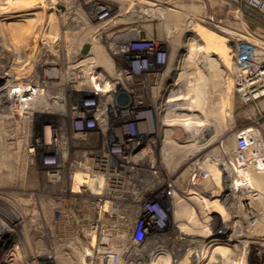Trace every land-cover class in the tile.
Masks as SVG:
<instances>
[{
  "label": "rangeland",
  "instance_id": "rangeland-1",
  "mask_svg": "<svg viewBox=\"0 0 264 264\" xmlns=\"http://www.w3.org/2000/svg\"><path fill=\"white\" fill-rule=\"evenodd\" d=\"M91 1L101 2L107 8L124 2L123 0H0V93L7 94L5 82L12 81L16 72L23 75L27 71L24 64L26 58L30 55L33 46L38 45V42H33L36 37H32V34L35 28H40L46 16L55 19L59 10L68 7L63 16H66L72 25L75 8H89ZM144 1L157 4L161 1L160 6L165 9H169L173 4H177L178 8L190 6L188 15H177L176 28L186 34L177 36V45L189 49L190 53L179 54L181 58H178L176 63L177 79L174 85L177 86V94L182 93L187 97L185 100L187 104L192 103L201 92L202 108L198 106L188 112L200 114L202 120L200 122L193 120L194 128H190L193 132L191 134L190 131H183L186 127L182 129L183 122L174 123L177 136L181 137L177 138L178 145L185 146L183 151L177 147L179 152L175 164L169 163L168 157L171 152L176 154L177 150L172 146L166 151L163 150L165 147L160 144L167 130L162 125L158 126L157 141L153 139L157 145L155 150L157 149L158 152L161 149L156 177L151 174L155 170L151 163L153 149L148 148L147 153L143 157L140 156L143 147H138L137 138L132 144H128L124 150L125 154H111L109 148L89 147L75 141L68 148L70 156L60 158L55 166L50 167L44 165L43 161L42 163L38 161L37 155L31 154L32 156L29 157L33 163L26 171L28 178L26 177L25 185L15 180L4 181L5 178H0V264H95L94 261L102 264V260L105 263L104 259L107 264H113L109 263L106 257L109 252L104 253V257L100 256L103 254L100 248L103 245L100 243L99 233L101 231L104 233L108 225L112 226L116 223L117 228L120 227V223L123 222L116 217L121 214L127 219L129 226L125 222L127 226H124V230L130 237L119 238H127L125 243L128 245L141 242L144 244L143 251L134 250L129 253L128 261L132 263L143 261L138 259L139 253L146 257L158 249L159 251L150 257V262L159 259L164 264H264V173L253 176V185L261 191V194L252 202L253 209H247L249 212L243 207L237 209L229 202L230 200L223 201L217 195L199 192L198 196L194 194L195 197H191L186 194L187 188L195 190L191 185H187L190 164L193 163L194 169H208L212 179L215 176L221 177L222 163L231 157L235 132L264 119L263 116L261 117L264 112L260 114L256 106L244 103L236 95H231L229 86L232 39L243 44L251 37L250 34L264 32V17L247 6L243 0ZM91 10L88 9L89 12ZM123 11L121 9L119 12ZM67 14L72 17H67L69 16ZM138 24H146L150 27H145L146 31L144 30L139 37L129 35L127 39L125 38L129 50L126 54L119 52L124 57L135 48L146 45L152 40L159 39L164 47L168 45L167 36L154 34L151 29L154 26H158V29L167 27L168 24L164 19L156 20L153 16L145 15L131 23V26L139 27ZM81 27L83 28L82 23ZM123 38L113 37L117 42L119 41L113 44V54L117 55L115 53L118 52L117 45L121 46L125 42ZM161 55L163 57V54ZM210 60L215 61L214 65L208 64ZM136 70L135 67L133 70L124 64L111 70L115 82L113 91L122 94V98L119 101L117 99L109 101L112 106L109 108L114 111L115 117L107 123L108 128L114 127L115 120L121 119L118 116L119 109H128L130 113L128 116L131 118L132 114L137 113L136 109L140 105L151 106L156 103V98H153L152 94L153 89L158 86L156 83H159L160 78L162 82L163 78L169 76L167 73L166 77L163 76L167 68H162L158 76L151 75L145 78L137 75ZM185 79L187 85L177 84V81H185ZM179 85H182L180 87L182 90L178 88ZM168 86L161 84V92L163 93ZM181 100L184 102L182 98ZM140 101L141 103H138ZM158 109H166V100L161 99L157 102V111ZM15 119L12 116V98L0 99V130L3 132L2 136L0 134V176H3L2 173L6 172L9 165L13 166L23 161V154L21 156L19 150L12 147V142L21 138L24 129V124ZM155 119L159 121L157 115ZM104 126L100 128L104 129ZM129 126L125 124L116 128L120 132L123 131L122 129L128 132L132 130ZM6 128L8 132H5ZM121 133L114 132L112 136L118 137ZM197 136L198 140L195 142ZM187 139H190L189 142ZM189 143L201 145L193 153L186 155ZM113 149H119V145H114ZM13 150H17L14 155H12ZM47 152L56 151L44 149V153ZM38 153L42 154L43 151L39 149ZM92 158L95 162L92 166L93 173L97 172L100 182L107 184L101 186L102 190L99 189V193H93L89 187H76V181L80 176L74 182L69 181L68 178L72 171L73 173L79 171L80 163L82 165L84 161L91 162ZM106 168L109 170L107 171ZM110 168L114 169V174ZM52 170L59 172L58 180L45 175V172ZM9 178H12V174ZM207 183L209 186L213 185L211 179ZM138 188L142 190L140 194L134 192ZM12 193L17 194L15 199L17 196L30 198L34 203L43 199L51 200L52 198H47L48 194H54L56 197L75 196L79 201L70 207L66 206L68 215L73 210L81 219L84 213L90 212V220L80 221L79 225L87 224L90 230H94L92 226L96 229V237L90 244L91 241L85 238L80 229L82 226L78 228L72 223L75 232L79 233L80 241L93 249L90 250V257L83 255L76 247L73 248V245L67 244L66 236H71L68 230L73 227L69 226L70 222L60 220V215H64L63 209L52 215L54 208L48 206L50 208L48 210L39 202V206L35 204L38 211H26L22 206L12 202ZM201 196L202 200L205 198L203 202L200 201ZM84 198H89L92 202H100L101 206L96 204L85 206L80 202ZM112 207L119 208L120 212L112 213ZM155 210L156 214L152 216ZM234 223L240 225L242 229H240L242 240L238 246L237 242H233L230 238L231 230L238 227ZM201 231L209 234L201 235ZM118 235H121L120 231ZM115 243L121 250L122 248L118 247V240ZM92 255L95 257L90 261ZM118 264H122L121 261Z\"/></svg>",
  "mask_w": 264,
  "mask_h": 264
},
{
  "label": "built area",
  "instance_id": "built-area-1",
  "mask_svg": "<svg viewBox=\"0 0 264 264\" xmlns=\"http://www.w3.org/2000/svg\"><path fill=\"white\" fill-rule=\"evenodd\" d=\"M243 1L247 6L253 8L264 17V0ZM126 2L130 9H134L131 10L133 15L131 14L130 16L132 17L129 20H125V23H133L134 20L138 21L146 15L130 1L127 0ZM67 8L59 10L60 14H63V11L66 12L65 9ZM158 8L165 10L160 5ZM236 10L239 11V9ZM122 13H127V11L118 12L117 15ZM91 14L96 19V22H89L88 27L94 34L108 29L110 22L114 18L110 16L109 8L102 3H97L91 12L87 11L86 18ZM146 16L150 17L152 15ZM153 18H158V16L153 15ZM138 25L139 27H136V33L133 35L136 37L141 36L139 29L150 27L146 24ZM128 27L126 26V28ZM250 36L243 44L238 41L233 44V55L229 66V86L233 95H236L244 103L256 106L261 114L264 112V108L259 107L260 101L264 100V32L261 31L255 33V35L250 34ZM37 37L39 39H37L38 45L35 44L36 46H33L30 55L24 63L27 71L23 75L16 72L14 78H12V116L15 115L22 121L24 124L23 131L29 132L26 141L27 146L36 149V152L29 155H37L41 163L43 161L44 165L50 167L55 166L60 158L70 156L68 148L76 140L80 141L86 138L87 132L84 129L103 130L100 128L103 125H105L104 129H108L107 123L110 120L103 117L102 114L106 113L109 108L107 103L110 101L111 95L117 92L113 91L115 82L111 73L112 68L97 70L94 66L93 57L66 62L68 61L66 58L62 60V56L65 54L61 52L62 44L59 37L46 36L41 33L40 28ZM127 37H124L123 41ZM117 50L118 53L125 52L126 54L129 50L128 42L125 41ZM70 54L73 57L76 56V52L72 48ZM161 54H163V57ZM167 56L166 48L157 39L135 48L128 56L126 55L125 59L128 63L127 67H131L133 70L135 67L137 69L135 73L145 78L151 75H160L161 69L165 67ZM82 68L86 72V79L80 77ZM65 75L67 76L65 77ZM70 76L71 78H69ZM100 76H104V79L101 80ZM120 76L122 77V73ZM87 90L88 92H84ZM69 91L74 92V94L70 96ZM79 92L87 94H80ZM105 95L107 96L103 98ZM97 97L104 100L97 101ZM154 97L159 102L158 95L153 94ZM157 102L151 106L139 104L140 107L136 109L137 113L132 114L133 117H131V119L138 122L135 123L133 120H128L121 125L123 127L125 124H129L130 130H138V135L147 133L146 136H153L151 141H147L145 145H142L143 150L139 154L143 157L147 153L146 150L148 148L153 149V151L151 150V153L153 152L151 163L158 161V165L155 164L156 167L153 171H156L157 168L159 169L160 165L158 160L160 150L158 152L156 151L157 149L155 150L157 145L153 140H156L155 135H157V130L159 129L154 119L157 113ZM138 103H141V101ZM122 110L123 116L129 118V110ZM262 116L264 117V114H261ZM122 130L121 133L117 128L114 129V132L121 133L118 137H115L118 138V142L103 146L111 149V154H125L124 150L128 144H132L135 141L132 136V130H128V132H125L124 129ZM104 138L105 135H103V140ZM105 140L107 139L105 138ZM114 145H119V149H113ZM39 149L43 153L44 149H54L57 153L47 152L39 154ZM94 158H92L93 161L91 162L84 161L85 163L83 162L82 165L80 163L79 171L76 173L72 171L69 175L74 177V174H78L80 178L93 176L100 182L99 174L97 172L93 173L94 170H92V166L95 164ZM75 164L78 163L75 162ZM106 170L108 171L109 168H106ZM110 170L113 171L114 169L110 168ZM45 173L48 178H53L54 180H58L60 177L58 171L52 170ZM257 173H264V119L235 132L231 157L222 163L221 177L214 180L208 169H194L193 163L190 164L187 173V185H191L195 190L187 188L186 194L191 195V197L194 193L198 195L199 192L213 196L217 195L223 201L230 200L229 202L235 205L237 209L243 207L244 210L249 212L247 209L252 208V202L258 199L261 194V191L253 185V176ZM69 175L68 178H70ZM156 175L157 173L154 176L156 177ZM210 179L213 184L211 186L207 183ZM105 185L107 186L106 183L100 182V186ZM92 191L97 193L94 190ZM154 213L156 214V210L152 216ZM140 244L142 247H140V251L136 252L144 250L143 242ZM129 253L123 255L126 262L124 264H143V261H140V263L128 261L130 258ZM100 256L104 257L105 254H100ZM139 258L144 260V256L140 255V253ZM104 260L105 263L102 260L103 264H107L106 259Z\"/></svg>",
  "mask_w": 264,
  "mask_h": 264
},
{
  "label": "bare ground",
  "instance_id": "bare-ground-1",
  "mask_svg": "<svg viewBox=\"0 0 264 264\" xmlns=\"http://www.w3.org/2000/svg\"><path fill=\"white\" fill-rule=\"evenodd\" d=\"M155 4H157V3H155ZM155 16H158V15L156 14ZM36 39L37 38H35V40ZM214 63H215V61L213 62V60L208 61V64L210 66L214 65ZM66 76L67 75H65V77ZM80 77H82L83 79H86V72H85V70H83V68L80 71ZM69 78H71V76ZM100 79L101 80L104 79V76H100ZM5 86L7 87V91L8 92H7V94L6 93L5 94L4 93H0V99H2V98H12V88H9L10 86H12V81H6L5 82ZM181 86L182 85H179L178 88H180ZM171 89H172V87H171ZM2 94H3V96H2ZM178 94H176V95L173 94L166 100V111H167V115H166V120L167 121L166 122L169 123V124L183 122L182 124H184V126H187L188 129H190L192 127L194 128L193 120H195V121L198 120L200 122L202 120V117L198 113H194V112H190L189 113L188 110H190L191 108H194V110H195L198 106L200 108H202L201 92L198 94L197 98L194 99V101H192V103H189V104H187V102L185 101L186 98H187L186 96H184L183 94H179V95ZM181 98L184 100V102L182 100L180 101ZM5 132H8L7 128L5 129ZM0 134H1V136L3 135V132L1 130H0ZM8 134H10V133H8ZM28 134H29V132L24 131V133H23L24 136L23 137H24L25 141H27V135ZM197 140H198V136H197V138H195V142H197ZM200 145L201 144H199V143H196V144L192 143V144L188 145V147H187L188 152L187 151L186 152L189 153V154L191 152L193 153L196 149H198L200 147ZM12 147L13 148L16 147L17 150H19L20 155L23 154V153L26 154V155H23V158H22L23 161H20L19 164L15 163L13 166L9 165V167L6 169V172L2 173L3 176H0V178H5V179H3L4 181H6V180H8V181L15 180V182H18L21 185H25L24 182H25V180H27V178L25 177V172L27 171L28 166H31L32 163H33L31 158L29 157L30 156L29 154L36 152V149H32V148L28 147L27 143H25L24 146L20 145L19 142H18L17 145L12 143ZM24 147H25V149H24ZM177 147L180 148V149L182 148L183 150H185V146H179L178 145ZM25 150H26V153H25ZM163 150L166 151V149H163ZM16 151L13 150L12 151V155H14ZM17 157H19V155ZM168 158L170 159L169 163L174 164L176 162V158L177 157L175 155H173V156L170 155ZM152 164H154L153 165L154 166L153 169H155V164L158 165V161H156L155 163H152ZM156 173H157V171H152L151 174L155 175ZM11 174H12V178H9ZM69 177H70L69 181L74 182V180L76 181V178H78V174L77 175L75 174L74 177H72V175H69ZM216 177L217 176L214 177L215 180H216ZM80 186H85L87 188L89 187L92 190L96 191L97 193H98V190L101 189L100 182L98 181V179L94 178L93 176L92 177L91 176H84L82 178L79 177V179H77V181H76V187H80ZM134 192L136 194H140L142 192V190H141V188H138V190H136V191L134 190ZM112 193L115 194V192H112ZM13 194L14 193H12V202L14 204H18V205L22 206L23 209H25L26 211H28V210L38 211L36 206L38 205L39 202L42 203L43 205H45L46 208H48V206H51V208H54V210L52 211V215L54 213H58L59 210L61 211L63 209L64 215L63 214L60 215V220H64V222H70L71 224L69 223V226L71 228L73 227L72 229L68 230V234H70L71 236H69V235H68V237L66 236L65 240H66L67 244L73 245V248L76 247V249H78V251L81 250V253L83 255L86 254L87 256L90 257V255H91L90 254V250L93 251V249L91 248V246L88 247L86 243L84 244V242L82 243L80 241L79 233L75 232V229H74L75 227L72 225V223L75 224V226H77L78 228H79V226H82V228H80V229L83 231V233L85 235V238H89V240L91 241L90 244H92L94 242V239L96 237V229H95V226H92L94 228V230H90V227L87 224L86 225H79L80 221H86V219H87V221H89L90 216H91L90 212L89 213L88 212L84 213L81 216V219H80V216L75 214L73 210H72V213L68 215V213H67L68 211L66 209V206L70 207L71 205H73V204H75V203H77L79 201L75 196H71V197L58 196V197H56L54 194H48L47 198H52L51 200H49L50 202L43 199V200H40L39 202L36 201L34 203V202L30 201V198H28V199L22 198V197L18 198V196H17V198L15 199L17 194L16 193H15V195H13ZM194 194L196 196V193H194ZM195 196L193 195L192 197H195ZM204 199L205 198H203V200H202V196L200 197V201L202 200L201 202H203ZM80 202H82V204L85 205V206H90L91 204H96V206H101L100 202H92L89 198H84V199L80 200ZM213 202L217 204L216 201H213ZM35 204H36V206H35ZM132 207H134V205H132ZM57 208H60V209L57 210ZM111 209H112V211H111L112 213L120 212V209L117 208V207H112ZM48 210H50V208H48ZM116 218L121 219V221L123 223H120V227L118 226V228H117V225H115L116 223L114 225H112V226L108 225L109 227L108 226L106 227V230L104 231V233L102 231H101V233H99V234H101L100 243L103 245L100 248L102 249L103 253L109 252L106 255L107 260H108L109 263L118 264L121 261V263L124 264L125 257L123 255L125 253H129V252L134 251V250L135 251H140V247H142V245L138 244V243H132V244L128 245V244L125 243V241H127V238L130 237V235L124 230V226L128 225L127 224L128 223L127 219H126L125 216H123V214L118 215ZM125 222H126L127 225L125 224ZM235 225L238 226V224H235ZM235 225H232V227L235 226ZM113 229H117V230H113ZM240 229L241 228H240V225H239L238 227H235L234 229H232L231 233H230V238L233 240V242H235V241L237 242V246L239 244H241V240H242V238L240 239V232H241L242 229L241 230ZM119 231H120L121 235H118ZM201 233H202L201 235H205V236H207L209 234V232L207 233L206 231H201ZM119 237H127V238L123 239V238H119ZM116 240H118V247L122 248L121 250L117 248V245L115 243ZM75 244H77V245H75ZM157 251H159V250L155 249L149 255L144 257L143 264H164V263L160 262L159 259L156 262H150L149 261L150 257H153V255L156 254ZM94 257L95 256H93V258H90V261H92V259H94ZM94 262H95V264H97L96 261H94ZM102 264H103V262H102Z\"/></svg>",
  "mask_w": 264,
  "mask_h": 264
},
{
  "label": "flooded vegetation",
  "instance_id": "flooded-vegetation-1",
  "mask_svg": "<svg viewBox=\"0 0 264 264\" xmlns=\"http://www.w3.org/2000/svg\"><path fill=\"white\" fill-rule=\"evenodd\" d=\"M123 1L124 2H121V5H112L111 7H109L110 16L114 18L110 22L109 28L99 33L94 34L88 27L89 22L91 23L96 22V19L94 18V16L91 14L88 18H86V12L88 11V9L93 10L94 6L97 3H101L97 1H91L90 2L91 4H89L90 5L89 8L87 7L75 8V12H73L74 13L73 17L72 15L67 14L69 15L67 17H72V20L74 23V24L72 23V25L68 21L69 19L66 18V16H63L64 11H63V14L58 13V16L55 19L46 16V18L40 25L41 33H43L46 36H50L52 38L53 37L60 38V41L62 44L61 52L62 54H65L62 56V60L66 58L68 60L66 62H70L71 60L79 61L80 59H83L85 57H93L94 62H95L94 66L97 70H108L110 68L117 67L121 64L128 66V63L123 54H120V53L118 54V52H115L118 55L117 56L113 54V51H112L113 44H116L117 42V40L113 39V37H117V36L127 37L129 35L133 36L136 33L135 32L136 27L134 25L131 26V23H125V20H129V18L132 17L130 15L131 14L133 15V11L131 12V10H133L134 8H131V9L129 8L128 3L126 2L127 0H123ZM121 9L124 10L123 12L127 11V13H122L121 15H117V13ZM155 19L161 20V18L159 17ZM81 23L83 25V28L81 27ZM126 26H129V27L126 28ZM151 29H152V33L158 34V30H159L158 26L156 27L154 26ZM139 30L142 35L143 34L142 32H144L145 28H142ZM38 32H39V28H35L32 34V37L35 36L37 38ZM33 42H37V40L34 39ZM117 43H119V41ZM121 43H123L122 39H121ZM119 46L120 45H117V48ZM71 48L76 52L75 57H73L70 54ZM73 94L74 92L69 91L70 96H72ZM106 96L107 95H105L103 98H105ZM121 98H122V94L114 93L111 95L109 99L110 101L111 100L113 101V99H117L119 101ZM101 100L103 101L104 99H100L97 97V101H101ZM107 105L108 107H111L109 102L107 103ZM122 111H123L122 108L119 109L118 116H120L121 119L115 120L114 127L111 126L108 129H103V130L84 129V131L87 132L86 138L84 140H80V141L76 140V141L82 142L83 144L88 145L89 147H99V146L103 147V146L108 145L109 143H113L116 141L118 142L119 141L118 138H115L112 136L114 133V129L118 126H121L128 120L130 121L133 120L135 123L138 122V121H135L134 119L124 117ZM113 113L114 111L111 108H108L106 113H103L102 116L112 121V118L115 117ZM13 117L14 119L16 118L15 120L17 122L19 121L20 123H22V121H20L18 117H16L15 115ZM155 122L156 124H158V120L155 119ZM23 133L24 131H22V136L21 138H19L20 141L15 140V142H12V143L18 144L19 142L20 145L24 146L26 141L24 140ZM103 135H105V138L109 141L105 140V138L103 140ZM132 136L135 139L136 138L138 139L137 144L139 148L142 147V145H145L147 141H151L153 137L152 135H147V136L138 135L137 129L132 130ZM155 137H157V135H155ZM25 153H26V150H25ZM23 155H26V154L23 153ZM27 173L28 172H25V177L28 178Z\"/></svg>",
  "mask_w": 264,
  "mask_h": 264
},
{
  "label": "crops",
  "instance_id": "crops-1",
  "mask_svg": "<svg viewBox=\"0 0 264 264\" xmlns=\"http://www.w3.org/2000/svg\"><path fill=\"white\" fill-rule=\"evenodd\" d=\"M175 1H177V0H175ZM161 3H162L161 1H158V5H157L155 3H148V2H146L144 0L143 1L142 0L141 1H132V4L136 8H139L140 11H142L146 15H152L153 16V15L157 14L158 17L164 19V21H166V23L168 24L167 27L159 28V30H158V34L159 35H161V34L163 35L164 34V36L168 37V45L165 47L167 52H168V56H167V61H166L165 67H164V68H167V70L165 71L163 76L166 77V73L169 75L168 78H163L162 82H161V78H160L159 79V83H156V84H158V86L153 89V94H157L158 95L159 101L161 99L167 100L171 95H173V94L176 95L177 94V92H176L177 86L174 85V84H176V79H177V77H176V69H175L176 68V63H177L178 58H181V56H179L180 53H182V54L184 52L185 53H187V52L190 53L189 49L177 45V42H178L177 36L178 35H180V36L184 35L185 36L186 34L185 33L183 34L182 30H180V29L178 30L176 28V26H177L176 22L178 21L177 20V15L178 16H180L181 14H185V15L187 14L188 15L190 6L188 8H187V6H184L183 8L180 6L178 8L177 4H173V5H171L172 7H170L169 9L163 10V9H159L158 8L159 5H161ZM165 3H168V2H165ZM234 43H235V39L233 38L232 39V44H234ZM191 49H192V46H191ZM230 54L233 55V46H232V49L230 50ZM221 58H223V57H221ZM179 82H181V83H179ZM182 83L184 85H187L188 84L187 79H185V81H183V80L182 81L181 80L177 81V84H182ZM161 84L165 85V86H166V84L169 85L168 87L165 88L163 93L161 92V89H160V85ZM171 87H172V89H171ZM231 95H233V94H231ZM259 107L260 108H264V100L260 101ZM156 115L159 117L158 126L161 127V125H162L167 130V133H166L163 141H161L160 146H164L165 149H170L171 146L172 147L176 146L175 150H177V146H178L177 138H179V136H177V132H176V125H175L176 123L175 124H169V123L166 122L167 121L166 120V115H167L166 109L158 110ZM181 127L183 129L184 125H182ZM183 131L184 132L185 131L186 132L190 131V134L192 133L191 130H188L187 126L185 127V129H183ZM187 140L189 142L190 139H187ZM189 144H192V143H189ZM178 152H179V150L176 151V154H175V152L174 153L171 152V155L172 156L175 155L177 157V155H178L177 153ZM185 154L189 155V153H185Z\"/></svg>",
  "mask_w": 264,
  "mask_h": 264
}]
</instances>
